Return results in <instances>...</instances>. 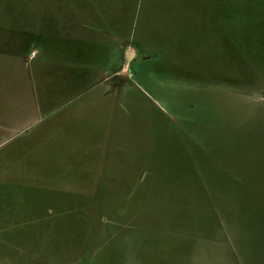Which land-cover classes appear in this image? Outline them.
Masks as SVG:
<instances>
[{"label":"rangeland","instance_id":"374dc122","mask_svg":"<svg viewBox=\"0 0 264 264\" xmlns=\"http://www.w3.org/2000/svg\"><path fill=\"white\" fill-rule=\"evenodd\" d=\"M79 3L0 0V264H264V0Z\"/></svg>","mask_w":264,"mask_h":264},{"label":"crops","instance_id":"0c3cea01","mask_svg":"<svg viewBox=\"0 0 264 264\" xmlns=\"http://www.w3.org/2000/svg\"><path fill=\"white\" fill-rule=\"evenodd\" d=\"M41 1L49 2L51 5L66 8L67 10L71 11V13L74 14L77 19L79 18L85 21L87 24H89L88 26L93 25V23L95 22L94 18L97 15V13H95L93 8H91L90 10L83 8L81 4L79 3V0H70L71 2H69V0H41ZM2 8H7V7L4 6ZM2 8L0 9V19L4 17L11 21L12 18L15 17V14L14 13L12 14V12L8 11V9L2 10ZM82 22L79 25L77 24V26L78 27L83 26L84 23ZM2 23H5V22L2 21ZM5 25L7 26L5 27L4 24H0V43H1L0 45L12 48V49H9V51L10 53H12V56H15L17 58L21 56L20 48H28L32 46L45 47L47 46L49 41L55 44L56 40L61 39L59 38V36L56 35L55 32L51 30H50V33H45V32L42 33L41 30H38V29L35 30V28H31L32 29L31 30L30 28H25V29L19 28V27L14 28L13 27L14 25H11L9 23ZM3 31H8L9 33L6 34L5 37H3L4 35L1 34V32ZM100 33L103 34L105 38H107L108 40H113L112 42L113 46L117 45L115 42L116 39H115L114 33L109 32L108 29ZM97 34L98 33L95 32V30H91V29H87V31L85 32V36H88V37L86 38L87 40L84 42V44L89 45L93 53H94V46L97 45V42H96L97 38L94 39V36L96 35L98 37ZM40 38H42V40ZM68 39L71 40V38H68ZM76 40L79 41L80 39H76ZM84 40L80 42H83ZM120 40L122 41V39ZM109 44L110 43L107 42L106 45L108 46ZM94 54L96 55L97 51ZM115 63H116V59L115 57H113V54H112L106 60L105 62L106 66L103 69L107 72V70L110 67L114 66ZM106 72H105V78H106Z\"/></svg>","mask_w":264,"mask_h":264},{"label":"flooded vegetation","instance_id":"af4514ba","mask_svg":"<svg viewBox=\"0 0 264 264\" xmlns=\"http://www.w3.org/2000/svg\"><path fill=\"white\" fill-rule=\"evenodd\" d=\"M110 68H111V70H109ZM110 68L108 69L109 71L107 70V72H106V78L105 79H113L114 76L117 74L116 71L113 73H110L111 71L115 70V65L110 67Z\"/></svg>","mask_w":264,"mask_h":264}]
</instances>
